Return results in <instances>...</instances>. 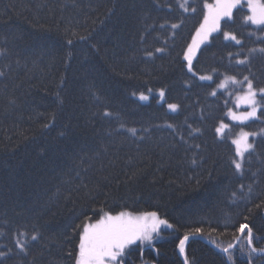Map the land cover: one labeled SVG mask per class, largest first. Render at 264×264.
I'll return each instance as SVG.
<instances>
[{"label": "trees", "instance_id": "trees-1", "mask_svg": "<svg viewBox=\"0 0 264 264\" xmlns=\"http://www.w3.org/2000/svg\"><path fill=\"white\" fill-rule=\"evenodd\" d=\"M204 2L0 0V264H75L83 225L120 212L172 225L120 264H264V101L258 118L232 123L227 92L242 89L217 87L248 76L264 88V26L244 21L242 3L189 72ZM241 129L255 135L237 172Z\"/></svg>", "mask_w": 264, "mask_h": 264}, {"label": "snow or ice", "instance_id": "snow-or-ice-1", "mask_svg": "<svg viewBox=\"0 0 264 264\" xmlns=\"http://www.w3.org/2000/svg\"><path fill=\"white\" fill-rule=\"evenodd\" d=\"M248 14L244 16V21L255 26H264V0H246ZM187 0H183L180 3V7L184 11H188ZM242 6V0H212L211 3L205 0L203 4L204 14L203 20L196 30V36L193 38V43L189 45L184 55V60L187 61L188 71L192 72V58L195 55V49L199 47L200 43L207 41L212 33L222 31L221 21L227 18L233 19V10ZM195 11V9H193ZM178 25L173 24L172 28H177ZM225 40L235 41L236 44H240L241 41L237 39L236 35L227 31L223 32ZM71 44V41H68ZM157 52L163 51V49L157 48ZM255 51V50H252ZM259 51L264 52V48ZM147 55L151 56L149 52ZM246 60H238V64H244ZM195 75V73H193ZM200 80H212L211 76H200ZM242 85L244 90L238 94L235 98L236 106L246 105L250 110L237 113L231 108L228 109L226 115L232 121H238L243 123L257 117V110L261 108V101H264V88L257 89L253 83V80L248 76H244L243 80H237L234 76H226L223 81L217 86L220 89L226 87L227 83ZM161 98L164 97V91L159 92ZM211 95L215 96L216 92L213 91ZM260 97L258 101L257 97ZM140 100H147L148 97L141 94ZM167 107L175 112L178 108L177 104L171 103ZM264 114V113H262ZM105 116L109 113L105 112ZM169 128L173 127L168 125ZM230 126L223 121L215 128V132L218 137L225 138L226 130ZM132 135L136 134V129H129ZM255 135V133H249L241 129L239 134L231 140V143L235 146L236 157L243 158L245 152L249 151L253 146L248 142L249 136ZM198 147V146H197ZM195 163V161H193ZM237 172L242 170V159L232 161ZM164 225L169 228L172 227L166 220L159 219L156 212L144 213L140 216H133L128 212H120L117 215H110L104 213L95 223H85L83 229L79 235V243L77 245L78 252L75 258V264H120V257L124 255L125 249L135 243L136 241H148L151 242L152 234L157 233L160 227ZM247 228V225H241L238 231L243 232ZM200 228L194 230L193 235L201 233ZM23 236L24 233H20ZM248 247L251 253H255L257 249L252 245V232L248 229ZM33 241L38 239L37 235L31 237ZM189 239L188 235H185L179 242V251L181 255L185 253V242ZM25 243L17 240L16 247L21 251L25 249ZM232 245H229L231 248ZM228 248L223 249L225 253L228 252ZM264 251V250H261ZM6 253L0 251V257H5ZM184 264H188V260L185 257ZM251 264V260L249 261Z\"/></svg>", "mask_w": 264, "mask_h": 264}, {"label": "rangeland", "instance_id": "rangeland-1", "mask_svg": "<svg viewBox=\"0 0 264 264\" xmlns=\"http://www.w3.org/2000/svg\"><path fill=\"white\" fill-rule=\"evenodd\" d=\"M242 3H245V4H246V0H242ZM246 8H247V4H246ZM212 34H213V33H212ZM195 36H196V35H195ZM209 37H210V36H209ZM208 39H209V38H208ZM207 41H208V40H207ZM207 41H204L203 43H200L199 47L195 49V55L197 54V51L199 50V48H200L204 43H206ZM192 43H193V41H192ZM195 55L193 56L192 61H193V59L195 58ZM233 86L241 87L242 91L244 90V87H243V86H241V85H236V84H232L231 82H228L227 85H226V87H225L224 89H229V88H231V87H233ZM242 91H241V92H242ZM241 92H235V93H232V91H228V92H227V94H229V95L231 96V100H232V106H230V108H231L234 112H237V113H241V112H245V111H249V110H250L246 105H241L240 107H237V106H236V100H235V98H236V96H237L238 94H240ZM139 99H140V98H139ZM141 101H145V100H141ZM258 109H259V108H258ZM227 112H228V110H227ZM257 112H258V110H257ZM226 116H227V115H226ZM227 118H228V120H229L230 122H232V123H240V122H238V121H232L231 119H229L228 116H227ZM253 119H255V118H253ZM253 119H250L249 121H252ZM249 121H245V122H243V123H247V122H249ZM248 141H249V140H248ZM245 153H246V152H245ZM244 155H245V154H244ZM243 157H244V156H243ZM241 159H242V161H243V158L237 157V160H241ZM131 214H132V213H131ZM132 215H133V216H140V215H143V214H132ZM157 216H158V215H157ZM158 218L161 219L160 217H158ZM93 223H95V222H93ZM165 229H167V226L162 225L157 233H153V234H152V240H151V241H153V239H155V238H157L158 236H160V235L162 234V231L165 230ZM136 243L146 244V243H150V242H148V241H144V242L136 241V242L133 243V244H136ZM133 244H131V245H133ZM131 245H129V246L125 249L124 255H123L122 257H124V256L126 255V251L130 248ZM122 257H120V259H121Z\"/></svg>", "mask_w": 264, "mask_h": 264}, {"label": "water", "instance_id": "water-1", "mask_svg": "<svg viewBox=\"0 0 264 264\" xmlns=\"http://www.w3.org/2000/svg\"><path fill=\"white\" fill-rule=\"evenodd\" d=\"M193 238H197V236H195V235L189 236V239H188V240L193 239ZM188 240H187V241H188ZM187 241H186V242H187ZM186 242H185V243H186ZM204 242L207 243L208 245H210L212 248H214V249L217 250L218 252H220V253H225L223 250L217 248L216 246H214V245H213L212 243H210L209 241L204 240ZM236 244H237V242H235L234 245H236ZM234 245H233V246H234ZM178 252L180 253V251H179V247H178Z\"/></svg>", "mask_w": 264, "mask_h": 264}]
</instances>
